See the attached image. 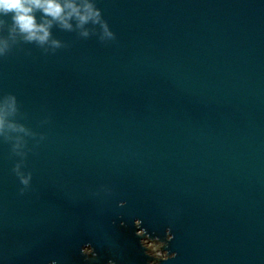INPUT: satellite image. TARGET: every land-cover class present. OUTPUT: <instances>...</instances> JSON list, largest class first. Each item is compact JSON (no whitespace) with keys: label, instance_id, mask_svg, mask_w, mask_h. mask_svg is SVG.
Listing matches in <instances>:
<instances>
[{"label":"water","instance_id":"95a60500","mask_svg":"<svg viewBox=\"0 0 264 264\" xmlns=\"http://www.w3.org/2000/svg\"><path fill=\"white\" fill-rule=\"evenodd\" d=\"M96 6L114 41L0 58L46 137L24 195L0 141V264H264V0Z\"/></svg>","mask_w":264,"mask_h":264},{"label":"clouds","instance_id":"9594fccd","mask_svg":"<svg viewBox=\"0 0 264 264\" xmlns=\"http://www.w3.org/2000/svg\"><path fill=\"white\" fill-rule=\"evenodd\" d=\"M54 27L85 39L96 35L102 43L116 39L96 0H0V58H6L21 44H34L45 54L68 47L53 35ZM25 119L27 114L21 112L16 95L0 94V141L9 144L11 155L18 158L12 171L21 185L20 195L31 188L33 174L25 170L28 154L46 139L21 122ZM48 122L45 118L40 124ZM30 139L33 147H29Z\"/></svg>","mask_w":264,"mask_h":264},{"label":"rangeland","instance_id":"374dc122","mask_svg":"<svg viewBox=\"0 0 264 264\" xmlns=\"http://www.w3.org/2000/svg\"><path fill=\"white\" fill-rule=\"evenodd\" d=\"M151 244H152V243H151V242H149V243H148V246H150Z\"/></svg>","mask_w":264,"mask_h":264}]
</instances>
